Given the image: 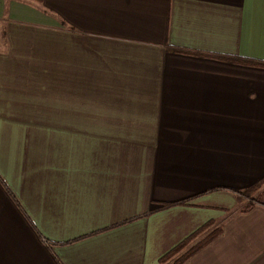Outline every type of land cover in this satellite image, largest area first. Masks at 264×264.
<instances>
[{
	"label": "crops",
	"instance_id": "1",
	"mask_svg": "<svg viewBox=\"0 0 264 264\" xmlns=\"http://www.w3.org/2000/svg\"><path fill=\"white\" fill-rule=\"evenodd\" d=\"M263 179L264 0H0V264H264Z\"/></svg>",
	"mask_w": 264,
	"mask_h": 264
},
{
	"label": "rangeland",
	"instance_id": "2",
	"mask_svg": "<svg viewBox=\"0 0 264 264\" xmlns=\"http://www.w3.org/2000/svg\"><path fill=\"white\" fill-rule=\"evenodd\" d=\"M238 198H239V210L240 211L250 209V208L257 206V205L264 204V186H262L261 188H259L255 192L251 193L250 195L241 193L238 195ZM206 229L207 230H204L205 231L204 234H206V236H204L202 240L210 239V237H212V235L218 233V231H219L218 229H212V228H209V229L206 228ZM190 250H192V248ZM182 255H183V253L182 254L181 253L176 254V255L172 256V258H170L164 264H176L177 260H179V258Z\"/></svg>",
	"mask_w": 264,
	"mask_h": 264
},
{
	"label": "trees",
	"instance_id": "3",
	"mask_svg": "<svg viewBox=\"0 0 264 264\" xmlns=\"http://www.w3.org/2000/svg\"><path fill=\"white\" fill-rule=\"evenodd\" d=\"M262 186H264V179L261 180L258 184H256L255 186L251 187L249 190H247L246 192H244L243 194H248L250 195L251 193L255 192L256 190H258L259 188H261ZM206 244V243H205ZM205 244H202L201 246H198L196 248H193L192 250L188 251L186 254H183L179 260H177L176 264H182L184 261H186L188 258L192 257L199 249H201ZM187 244L184 243L182 245H180L179 247H177L176 249H174L170 254H168L166 256L165 259H169L172 258V256L180 253L186 246Z\"/></svg>",
	"mask_w": 264,
	"mask_h": 264
}]
</instances>
